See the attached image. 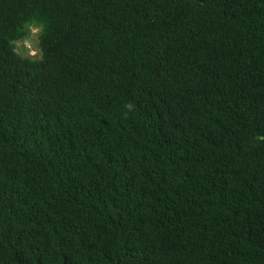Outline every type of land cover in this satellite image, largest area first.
<instances>
[{
	"label": "trees",
	"instance_id": "obj_1",
	"mask_svg": "<svg viewBox=\"0 0 264 264\" xmlns=\"http://www.w3.org/2000/svg\"><path fill=\"white\" fill-rule=\"evenodd\" d=\"M0 122V264H264V0H0Z\"/></svg>",
	"mask_w": 264,
	"mask_h": 264
},
{
	"label": "rangeland",
	"instance_id": "obj_2",
	"mask_svg": "<svg viewBox=\"0 0 264 264\" xmlns=\"http://www.w3.org/2000/svg\"><path fill=\"white\" fill-rule=\"evenodd\" d=\"M37 34H38L37 30H32V36L30 37V41L17 45L16 49L20 55L26 58L30 57L32 59L40 58V53L37 47V44H38ZM29 45L32 47L30 48V50L27 49V47L29 48Z\"/></svg>",
	"mask_w": 264,
	"mask_h": 264
},
{
	"label": "clouds",
	"instance_id": "obj_3",
	"mask_svg": "<svg viewBox=\"0 0 264 264\" xmlns=\"http://www.w3.org/2000/svg\"><path fill=\"white\" fill-rule=\"evenodd\" d=\"M28 41H30V40L26 39V40H24V41H22L21 43H18V44H23V43L28 42ZM30 48H32V47L29 45V48L27 47V49L30 50ZM27 58H30V57H27ZM34 60H36V59H34ZM130 64H132V60H131ZM126 107H130V106H126ZM28 115H29V118L32 119L33 123H35L37 126L40 124V121L42 120V115L38 111L37 108H33L32 107L29 110ZM0 128H2L1 129V133H0V141H4L8 137V135L10 134V131H9L10 128L5 123H1V122H0Z\"/></svg>",
	"mask_w": 264,
	"mask_h": 264
}]
</instances>
